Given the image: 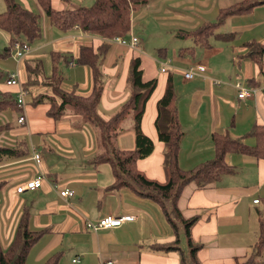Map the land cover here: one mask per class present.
Returning <instances> with one entry per match:
<instances>
[{"label": "crops", "instance_id": "0c3cea01", "mask_svg": "<svg viewBox=\"0 0 264 264\" xmlns=\"http://www.w3.org/2000/svg\"><path fill=\"white\" fill-rule=\"evenodd\" d=\"M16 1L38 15L41 31L38 39L30 43L32 52L26 57L18 60L0 55V71L3 73L0 98L9 96L14 101L16 99L19 86L5 83L9 71L16 70L20 86L25 91L22 108L16 105L0 112V147L20 150L0 155L2 246H8L16 227L14 222H9L8 228L2 227V213L16 209L19 217L28 203V227L31 230L44 229V233L31 246L26 264H42L51 256H55V264H103L106 261L113 264H179L177 250L163 252L153 249L154 243L173 240V231L159 205L135 194L129 187L112 189L111 165L91 160L99 147L95 128L69 108L57 117L47 113L50 102L61 101L52 87L43 82L44 78L51 76L53 65L62 76L60 89L87 96L92 89L91 68L77 63L76 57L80 46H91L96 51L101 39L82 32L76 26L65 30L57 28L48 20L37 0ZM91 1L51 0V4L55 9H62L88 5ZM233 1L149 0L145 6L133 10L134 23L138 22L144 28L154 24L176 38L191 41L177 50V55L184 58L175 61L173 66L169 64L167 51L156 53L162 60L158 61L157 67L155 59H144L137 50L142 43L132 49L111 42L113 44L102 58L105 80L97 112L105 120L128 99L126 77L132 57H139L143 81L156 79L140 122L143 133L153 141V150L136 163L137 168L149 178L165 179L162 167L164 144L158 139L155 118L157 102L169 74L176 93L175 105L182 130L178 161L183 170L214 157L213 134L229 135L247 145L256 142V137L249 134V130L254 124L264 125V93L255 94L253 90L255 85L261 84L262 77L255 62L243 55L245 48L242 43L251 38H264V7L256 8L249 15L232 18L230 31L237 34L233 40L222 41L209 35L207 45H199L192 34H187L202 24L214 22L219 7L228 6ZM219 29L215 32H221ZM132 33L138 36L133 29ZM4 34L6 46L9 36L6 32ZM201 48L199 58L194 59L196 50ZM179 50H184V54H179ZM53 53L58 54L54 61ZM229 56L228 77L223 78L220 70ZM34 62H38L35 64H38L39 74L29 83L27 64ZM190 68L194 75L185 78L184 72ZM237 83L252 89L251 94L238 97ZM20 115L25 117L22 124L18 122ZM124 123L114 144L120 149H132L134 132L129 119L126 118ZM35 153L40 156L39 162L33 158ZM224 161L230 168L229 172L204 186L187 184L177 201L184 216H198L191 227V237L193 242L200 244L197 251L200 264L245 261L258 237L259 218L264 219V156L231 151L225 154ZM40 174L39 187L17 190ZM60 187L73 189V195L63 199L58 194ZM255 199L258 202H254ZM106 214H130L134 218L118 227L96 232L85 226L86 219L96 221ZM256 254L255 264H264V248Z\"/></svg>", "mask_w": 264, "mask_h": 264}, {"label": "trees", "instance_id": "16d2710c", "mask_svg": "<svg viewBox=\"0 0 264 264\" xmlns=\"http://www.w3.org/2000/svg\"><path fill=\"white\" fill-rule=\"evenodd\" d=\"M37 1L48 20L57 28L65 30L76 26L82 32L101 39L96 51H93L91 46H80L79 55L76 57L77 63L91 68L92 90L87 96L60 89L59 82L62 76L59 75L54 65L51 76L43 79L44 83L52 87L54 94L61 98L59 103H49L48 115L57 117L64 114L69 108V111L80 115L82 121L90 123L99 138L98 151L93 159L95 162H108L111 165L113 183L110 187L113 189L126 186L135 194L155 201L161 208L165 221L172 229L173 240L167 243H154L153 249L163 252L177 250L179 264H200L197 259L200 244L193 242L191 237V227L198 220V216L186 217L182 214L177 203L181 191L189 183L204 186L221 174L229 172L230 168L224 161L227 152L235 151L264 156V125L254 124L249 130V134L256 137L254 145H247L229 135L213 134L214 157L191 169L183 170L178 161L182 130L175 105L176 93L171 74H169L163 94L157 102L155 118L158 139L164 144L162 167L165 179L158 181L147 177L143 171L137 168L136 163L138 159L148 156L153 150V141L143 133L140 122L145 102L155 87L156 79L142 80L138 56L132 57L128 66L126 77V87L129 90L128 99L106 120L98 114L97 107L105 80V74L101 69L102 58L113 44L111 43L113 40L110 39L116 36L128 38L132 11L145 6L149 0H92L88 5L62 9L53 8L51 0ZM2 2L4 8L0 11V30L8 34L9 40L0 51V55L8 57L12 53L11 48L15 42L31 43L38 39L41 29L38 15L16 0H2ZM259 5H264V0H240L238 4L234 3L228 7L219 8L213 23L202 24L187 34H192L194 41L199 45H207L209 35L220 40H233L234 33L215 32V30L220 28L228 17L250 13L254 7ZM242 45L246 47L243 55L260 66L264 61V40H248L244 41ZM254 49L257 50L254 52ZM161 51L165 52L166 49L159 48L157 50L159 54ZM178 52L184 54L185 51L179 50ZM52 56L54 61L58 54L53 53ZM35 63L38 62L27 64L29 83L39 74L38 64ZM30 67H32L31 71ZM261 75H263L262 72ZM2 76L3 73L0 71V79ZM15 102L16 99L14 101L9 96L1 97L0 112L9 107H15L17 105ZM126 118L130 120V127L134 132V147L132 149H120L114 144L115 137L124 128L123 122ZM17 151L20 150L0 147V155ZM26 210L25 206V212ZM259 220L258 237L251 247L250 255L245 261H237L234 264H255V254L264 248V221L261 218ZM19 225L20 227L15 232L16 235L14 234L6 248L0 241V264H26V256L31 246L44 233V229L31 230L28 227L27 212L25 221L23 220ZM55 259V256H51L42 264H55Z\"/></svg>", "mask_w": 264, "mask_h": 264}, {"label": "rangeland", "instance_id": "374dc122", "mask_svg": "<svg viewBox=\"0 0 264 264\" xmlns=\"http://www.w3.org/2000/svg\"><path fill=\"white\" fill-rule=\"evenodd\" d=\"M240 2V0H234L232 2V4L236 3L238 4ZM230 4V5H232ZM66 4H64L63 7H65ZM228 5V6H230ZM228 6H223V7H228ZM260 6H263L264 5H259L257 7H254L253 8V11H251L250 13H244V14H241V15H233V16H230L228 17L226 20H225V25L221 26L219 31L221 32H232L230 31V21L232 20V18L234 17H239V16H245V15H249L251 13L254 12V10ZM223 7H219V8H223ZM4 8V4L2 2V0H0V10ZM136 10V9H134ZM31 11V10H30ZM33 12V11H32ZM34 13V12H33ZM39 18V17H38ZM133 18H135V15L133 14V11L131 13V16H130V24H129V34H128V38L130 35H134L132 33V29L135 30V32H138V38H139V43H142L139 48L137 49L139 52H140V55L142 57H144V59H148L150 61H152V59H155V66L157 67L158 66V61H162L159 57H157V49L159 48H166V51H167V59L170 60L169 61V64L170 66H173L175 61H177L178 59H181V58H184V57H181L179 55H177V50L180 48V47H185L187 45H189L191 43L190 40H186V41H183L182 39H179V38H176L173 36V34L171 32H169L168 30H162L161 28H157L154 24H151L152 27L150 28H144L140 25V23L136 22L134 23L133 22ZM216 20V19H215ZM40 22V20H39ZM41 23V22H40ZM213 23V22H211ZM132 28V29H131ZM234 33V32H232ZM237 34L234 33V36H236ZM116 37H119V36H116ZM112 38L110 40H113L112 42L113 43H118L120 44L119 42H115V38ZM123 37V36H122ZM144 38V40H143ZM214 38V37H212ZM235 38V37H234ZM255 40V41H263L264 38L262 39H255V38H251L249 40ZM222 41H225V40H222ZM248 41V40H247ZM5 43H6V38H5V34L2 30H0V51H2L3 47L5 46ZM121 45V44H120ZM138 45V44H137ZM137 45L134 47L136 48ZM132 48V49H134ZM245 48V51H246V47L244 46ZM203 48L201 49H198L196 50V54L194 56V59H197L199 58V55H198V52L201 51ZM12 50V48H11ZM136 50V51H137ZM257 50V49H256ZM254 49V52L256 51ZM225 54H228V51H225ZM9 57H12V58H17L15 57L14 53L9 56ZM26 57V56H25ZM192 58V57H191ZM250 60V59H249ZM263 60H264V54H263ZM230 61H231V57L229 56L228 59H226V61L224 62L223 64V69L220 70L222 72V75H223V78H226L228 77V73L226 72H229V65H230ZM251 61V60H250ZM220 63V62H218ZM255 66L257 68V71L259 73V75L262 77V82L259 86H256L255 85V88H253L255 94L258 93V92H263L264 93V77L261 75V72L264 73V61L263 63L259 66L255 63ZM169 69V68H168ZM226 70V71H225ZM170 71V69H169ZM168 71V72H169ZM8 73V72H7ZM10 73H12L10 71ZM9 74V73H8ZM7 75V74H6ZM7 77V76H6ZM6 77H5V81H6ZM174 77L177 79V81L181 82V80L179 79V76H177L176 74H174ZM234 78V77H233ZM176 79H175V82H176ZM235 81V79H233ZM227 81V80H226ZM254 87V86H253ZM92 90V89H91ZM24 94H23V99H24V95H25V91L23 90ZM25 103V102H24ZM24 106V104L18 106L19 108H22ZM25 120V119H24ZM128 120V119H127ZM24 121H21L19 122V124H22ZM125 122V121H124ZM123 122V127H124V123ZM39 150V149H38ZM98 149H96V151L94 152V154L92 155V158L91 160L94 161L93 158H95V154L97 153ZM95 162V161H94ZM96 163V162H95ZM28 205V203H26ZM26 205V206H27ZM7 206H10L9 203H7ZM27 208V207H26ZM0 216H1V213H0ZM18 212L16 211V209H13L11 212H5L2 213V218H3V222L2 223V227L6 226V228H8V223L9 222H14L16 223V227H15V230H14V234L16 232V230L20 227L19 224H21V222L24 220L25 221V218H26V212H25V209H23L22 213L20 214V216L18 217ZM2 219H0L1 221ZM264 221V219H262ZM14 234H13V237H14ZM16 235V234H15ZM12 237V238H13ZM12 241V240H11ZM10 241V242H11ZM7 246H5L4 248H6ZM262 250V249H261ZM255 261V259H254Z\"/></svg>", "mask_w": 264, "mask_h": 264}, {"label": "built area", "instance_id": "2783aa9c", "mask_svg": "<svg viewBox=\"0 0 264 264\" xmlns=\"http://www.w3.org/2000/svg\"><path fill=\"white\" fill-rule=\"evenodd\" d=\"M115 42H119L121 45H127L131 48H134L138 43H139V39L138 37H136L135 35H130L129 38H125V37H116ZM32 52V46L30 43L27 42H15L13 47H12V54L14 53L15 59H22L25 56H27L28 54H30ZM162 71H164L165 69L162 68ZM12 73H10V71L7 73V77H6V81L5 83L7 85H15V86H19L18 89V93L16 95V102L17 105L20 106L22 104H24V100H23V88L20 86V81L18 78V74L16 72V70L11 71ZM194 75V72L192 71V68L186 70L184 72V77L185 78H192ZM236 89L238 90V97L242 98V97H247L251 94V90L252 89H246L244 87L241 86V84L237 83L235 85ZM24 115H20L18 118V122L24 121ZM33 158L36 160V162H39V154L35 153ZM41 174L38 177H35L29 181H27L25 184L17 187L18 191H23L26 189H35L37 187H39L41 185ZM74 190L68 187H60L58 188V194L60 197H62L63 199L67 198L68 196L73 195ZM254 202H258L257 199L254 200ZM134 218L133 215L127 214V215H113V214H106L100 218H98L96 221L94 220H90V219H86L85 220V226L87 228H89L91 231H98L100 229H106V228H113V227H118L120 226L123 222L128 221V220H132ZM74 261L77 259H73ZM103 264H113L112 261H106Z\"/></svg>", "mask_w": 264, "mask_h": 264}]
</instances>
